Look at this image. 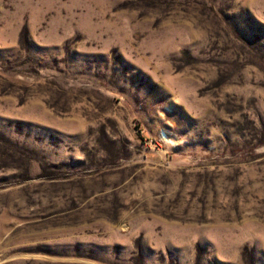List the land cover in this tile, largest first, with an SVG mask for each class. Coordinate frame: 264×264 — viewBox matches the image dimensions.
Wrapping results in <instances>:
<instances>
[{
	"label": "rangeland",
	"instance_id": "1",
	"mask_svg": "<svg viewBox=\"0 0 264 264\" xmlns=\"http://www.w3.org/2000/svg\"><path fill=\"white\" fill-rule=\"evenodd\" d=\"M0 264H264V0H0Z\"/></svg>",
	"mask_w": 264,
	"mask_h": 264
}]
</instances>
